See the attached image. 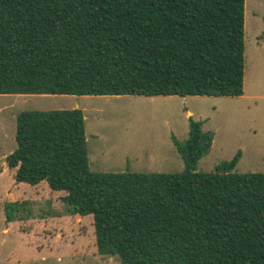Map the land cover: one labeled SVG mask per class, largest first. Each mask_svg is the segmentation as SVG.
<instances>
[{"label":"trees","instance_id":"obj_1","mask_svg":"<svg viewBox=\"0 0 264 264\" xmlns=\"http://www.w3.org/2000/svg\"><path fill=\"white\" fill-rule=\"evenodd\" d=\"M244 0H0V95H242ZM262 37L264 38V19ZM188 119L173 174L91 173L78 109L15 117L14 185L89 217L119 264H264V174L237 152L195 171L211 144Z\"/></svg>","mask_w":264,"mask_h":264},{"label":"rangeland","instance_id":"obj_2","mask_svg":"<svg viewBox=\"0 0 264 264\" xmlns=\"http://www.w3.org/2000/svg\"><path fill=\"white\" fill-rule=\"evenodd\" d=\"M264 0L243 3L242 95L228 97L0 95V264H119L97 255L89 217L75 218L59 195L14 185L4 159L15 148L21 111H81L91 173L173 174L183 169L188 119L210 148L195 171L214 172L238 152L232 172L264 174Z\"/></svg>","mask_w":264,"mask_h":264},{"label":"crops","instance_id":"obj_3","mask_svg":"<svg viewBox=\"0 0 264 264\" xmlns=\"http://www.w3.org/2000/svg\"><path fill=\"white\" fill-rule=\"evenodd\" d=\"M73 217H75V216H73ZM75 218H83V217H75Z\"/></svg>","mask_w":264,"mask_h":264}]
</instances>
